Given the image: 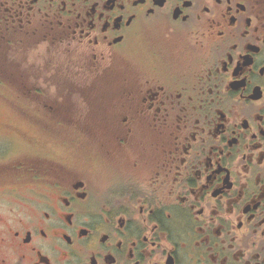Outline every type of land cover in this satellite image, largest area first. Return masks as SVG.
Segmentation results:
<instances>
[{
  "label": "flooded vegetation",
  "instance_id": "flooded-vegetation-1",
  "mask_svg": "<svg viewBox=\"0 0 264 264\" xmlns=\"http://www.w3.org/2000/svg\"><path fill=\"white\" fill-rule=\"evenodd\" d=\"M0 264H264V0H0Z\"/></svg>",
  "mask_w": 264,
  "mask_h": 264
},
{
  "label": "rangeland",
  "instance_id": "rangeland-1",
  "mask_svg": "<svg viewBox=\"0 0 264 264\" xmlns=\"http://www.w3.org/2000/svg\"><path fill=\"white\" fill-rule=\"evenodd\" d=\"M0 112L5 114L6 116H9L10 118V98L9 97L0 99Z\"/></svg>",
  "mask_w": 264,
  "mask_h": 264
}]
</instances>
